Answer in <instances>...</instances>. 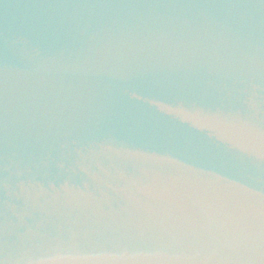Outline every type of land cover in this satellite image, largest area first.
<instances>
[{"label":"water","instance_id":"obj_1","mask_svg":"<svg viewBox=\"0 0 264 264\" xmlns=\"http://www.w3.org/2000/svg\"><path fill=\"white\" fill-rule=\"evenodd\" d=\"M0 264H264V0H0Z\"/></svg>","mask_w":264,"mask_h":264}]
</instances>
